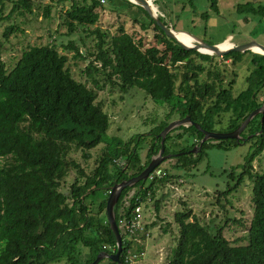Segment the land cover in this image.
Masks as SVG:
<instances>
[{"label":"trees","instance_id":"1","mask_svg":"<svg viewBox=\"0 0 264 264\" xmlns=\"http://www.w3.org/2000/svg\"><path fill=\"white\" fill-rule=\"evenodd\" d=\"M210 1L218 11V0ZM4 2L0 0V13ZM57 2H70L60 15L67 29L62 35L72 37L63 49L74 50L76 60L88 61L82 81L74 76L68 55L56 41L30 47L10 71L0 57V264H92L101 251L116 252V236L106 211L110 187L147 167L161 149L160 133L169 122L189 115L202 129L228 132L264 103L263 54L231 51L222 56V61L229 59L234 67L247 62L244 89L237 92L235 71L226 85L225 70L213 61L217 55L184 49L162 29H155V20L142 6L131 2L147 16L149 23L140 24L144 30L150 28L151 38H136L123 27L108 36L96 27L90 32L97 37L95 48L84 53L74 37L80 28L97 25L104 3ZM35 5L36 0H18L10 15L16 10L20 15L33 13ZM51 8L44 7L45 17ZM237 12L264 18V3L239 4ZM159 18L166 23L164 17ZM14 29V25L7 27L5 36ZM107 84L122 98L139 90L162 102V117L145 120L155 127L126 140L107 139L111 118L98 98ZM176 131L180 132L174 135ZM241 135L251 137L245 142L209 139L199 146L204 133L195 125L171 130L165 138L164 155L176 159L174 171L162 167L164 160L148 184L141 180L121 192L114 209L123 239L120 260L104 258L98 264H133L130 255L144 249L138 242L141 232L130 227L136 208L152 202L159 216L158 192L166 183L195 169L208 158V150H229L242 144L250 145L249 153L228 173L235 185L216 192L220 213L212 224H206L191 208L176 211L174 241L162 264H264V168L258 171L254 166L264 152V113L253 117ZM148 136L151 141L143 161L139 148ZM179 142L184 146L176 150ZM96 149L100 153L91 166ZM159 169L160 176L156 174ZM245 179L252 182L253 212L248 225L242 217L229 216L234 210L229 196ZM229 221L244 226L245 235L236 241L228 239ZM151 225L144 224L145 231Z\"/></svg>","mask_w":264,"mask_h":264},{"label":"rangeland","instance_id":"2","mask_svg":"<svg viewBox=\"0 0 264 264\" xmlns=\"http://www.w3.org/2000/svg\"><path fill=\"white\" fill-rule=\"evenodd\" d=\"M17 1L5 0L0 13V57L7 69L9 71L13 69L22 54L30 47L56 41L59 49L68 55V65L74 76L82 81L81 77L84 78L82 70L88 61L80 58L76 60L73 57L74 50L63 49V44H67V40L72 37L62 35L67 29L62 26L60 15L70 7V2L63 5L57 0H36L33 13L27 12L20 15L16 10L10 15ZM250 1L264 3V0H218V11L211 7L210 0H152V3L157 8V13L164 17L166 23H170L175 30L190 32L206 42L220 43L230 39L231 43L237 45L255 39L264 43V18L237 12L239 4ZM46 5H52L49 17L44 16ZM99 11H101V17L97 25L87 27L86 31L80 28L74 37L84 53L95 48L97 37L90 32L96 27L107 32L108 36H112L118 32L120 27H123L127 32L135 34L136 38L139 36H146L148 39L152 37L150 28L144 30L140 24L149 21L144 11L128 0H105ZM12 25L16 29L6 37V28ZM222 60L221 56L213 59L225 70L226 85L232 80V72L235 71L238 81L235 91L244 89V76L248 73L247 62L240 67H234L229 59ZM98 79L101 85L102 78L98 77ZM98 98L103 102L104 109L111 118L107 139L109 136L126 140L137 134L149 132L155 125L152 122L146 123L145 120L162 117L164 112L162 102L154 101L139 90H133L130 95L122 98L120 92L111 91L110 85L107 84L100 89ZM179 132L176 131L173 134L176 135ZM150 138L148 136L142 143L143 148H139L143 161L147 159ZM182 146L184 145L181 143L175 149L178 150ZM249 146V144H242L229 150L217 148L208 150V158L200 162L195 169L185 175H180L176 182H168L160 189L158 192V198L161 199L159 216L152 202L144 203L140 209L141 222L143 225H151L153 222L155 224L151 225L148 231H145V228L139 230L141 237L138 238V242L143 245L144 249L140 253L130 255L131 263L162 264L164 262L174 241L176 226L173 215L176 211L185 207L191 208L196 215L202 218L203 223L212 224L211 220L220 213L216 192L217 190L225 191L229 186L235 185L236 180H230L228 173L244 161L249 153ZM100 147L102 144L98 148ZM99 153L100 149L92 151L93 157L89 163L91 166ZM165 160L162 167L170 168L173 172L176 159L171 155ZM254 166L258 171L264 168V152L255 160ZM240 173L241 171L237 172V174ZM149 182L150 178L147 179V184ZM251 186L252 182L245 179L239 187L233 190L228 199L234 205V210H230L229 216L231 218L242 217L247 225L250 223L253 212ZM130 193L132 194L133 190ZM146 200H150V195ZM168 224L170 227L167 228ZM245 233V227L233 221H229L225 229V235L231 241H236Z\"/></svg>","mask_w":264,"mask_h":264},{"label":"water","instance_id":"3","mask_svg":"<svg viewBox=\"0 0 264 264\" xmlns=\"http://www.w3.org/2000/svg\"><path fill=\"white\" fill-rule=\"evenodd\" d=\"M130 2L142 6L153 18L156 22L155 29L160 28L162 29L167 36L170 38L175 39L184 49H194L196 51H199L204 54H210V55H217V56H224L225 54L231 52V51H238V52H246V51H251L254 53H260L264 55V43H261L255 39H251L245 43L237 44V45H232L230 47L223 48L221 46L222 42L220 43H209L204 41L203 39L199 38L198 36L187 32L183 30H175L170 23H165L159 18V14L157 13V8L154 10V8L151 5L150 0H129ZM179 32H184L190 35L191 37L194 38V44L188 45L184 42H182L178 36L177 33ZM200 47H206L210 50V52H203L201 51ZM259 113H264V103L253 110L247 117L246 119L235 129L232 131L228 132H219V131H208L205 129H202L201 126L194 121L191 120V117L189 115L183 117V118H177L169 122V124L161 131L160 136H161V149L159 150L158 154L152 158L150 163L147 165V167L137 176H134L132 178H129L127 180H123L121 182H117L113 184L110 187V193L107 199V206H106V211H107V217L108 221L110 223V226L112 230L115 233L116 236V242H117V251L114 253H108L106 251H101L95 260L93 261L92 264H98L102 259L104 258H110L113 261L118 262L120 260V255L123 250V239H122V234L120 233L119 226L116 223V218H115V206L118 203L119 197L121 192L127 187V186H132L138 181H146L149 179L151 173L167 158L170 157L171 154L164 155L165 151V138L166 135L173 129L177 128L180 125H190L193 124L197 128L203 131L204 136L200 141L199 146L209 140V139H215V140H220V139H225V138H234V139H241L242 142H245L248 138H245L241 135V133L244 131L246 126L249 124V122L252 120L253 117H255ZM192 151H197V146H195Z\"/></svg>","mask_w":264,"mask_h":264},{"label":"bare ground","instance_id":"4","mask_svg":"<svg viewBox=\"0 0 264 264\" xmlns=\"http://www.w3.org/2000/svg\"><path fill=\"white\" fill-rule=\"evenodd\" d=\"M150 1H151V5H152V7L154 8V10H156V7L153 5L152 0H150ZM177 36H178V38H179L182 42H184V43H186V44H188V45H192V44H194V38L191 37L190 35H188L187 33L179 32V33H177ZM232 45H233V43L230 42V39H226V40H225L224 42H222V44H221V46H222L223 48L230 47V46H232ZM200 49H201V51H203V52H210V50H209L208 48H206V47H200Z\"/></svg>","mask_w":264,"mask_h":264},{"label":"built area","instance_id":"5","mask_svg":"<svg viewBox=\"0 0 264 264\" xmlns=\"http://www.w3.org/2000/svg\"><path fill=\"white\" fill-rule=\"evenodd\" d=\"M102 3H105V0H102ZM152 174H153V172L151 173L150 178L152 177ZM156 174L160 176V175H162V171L159 169V170H157ZM141 206L136 208L137 215L131 221V225H130V227L132 229L144 230V225L141 222V215H140L141 214L140 213Z\"/></svg>","mask_w":264,"mask_h":264}]
</instances>
